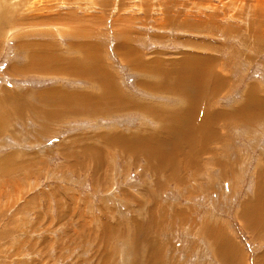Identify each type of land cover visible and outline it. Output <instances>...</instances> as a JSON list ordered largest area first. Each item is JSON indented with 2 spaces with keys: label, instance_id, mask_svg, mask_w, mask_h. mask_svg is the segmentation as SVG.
I'll use <instances>...</instances> for the list:
<instances>
[{
  "label": "rangeland",
  "instance_id": "rangeland-1",
  "mask_svg": "<svg viewBox=\"0 0 264 264\" xmlns=\"http://www.w3.org/2000/svg\"><path fill=\"white\" fill-rule=\"evenodd\" d=\"M141 36L147 60L193 49L184 50L185 65L146 62L128 39ZM188 36L194 46L182 41ZM126 48L135 61L125 58ZM38 49L59 59L54 67L96 63L123 96L169 113L187 106L186 92L191 97L215 79L223 87L225 69L232 89L190 103L195 127L206 109L218 116L216 140L195 152L180 137H162L157 158L171 165L154 169L113 141L155 132L165 119L138 107L67 111L57 97L100 89L94 79L46 72L48 59L29 66ZM203 53L219 58L209 61L205 81L196 73ZM156 68L160 74L146 72ZM167 70L180 92L141 86L167 83ZM135 77L144 93L133 94ZM253 98L264 101V0H0V264L225 263L201 232L204 223L233 241L240 264L242 254L245 264H256L264 226L253 235L238 216L264 162V114L254 116Z\"/></svg>",
  "mask_w": 264,
  "mask_h": 264
},
{
  "label": "bare ground",
  "instance_id": "bare-ground-1",
  "mask_svg": "<svg viewBox=\"0 0 264 264\" xmlns=\"http://www.w3.org/2000/svg\"><path fill=\"white\" fill-rule=\"evenodd\" d=\"M130 50L131 49L126 48L124 50V54H125L124 56H125V58H129L130 60L135 61L136 57L132 58L131 56H129V55H131ZM87 51H89V50H87ZM51 55H52L51 53H49L45 50L38 49L31 56V58L29 60V66L31 65L35 68L39 65L38 64L39 61L40 62L46 61L48 59L47 62L44 64V67L46 68L45 69L46 72H50V73L51 72L55 73L57 71H59L60 73L61 72H64V73L68 72V73H73L74 76H83L84 78L89 79V80L94 79V83L97 84L99 89H100L99 94H92V93L87 94V92H86V93H79V94H69L68 96L61 95V98L57 97L60 100L59 102H61V104L66 107L65 109H67V111H70V109H71V111L72 110L74 111V109H75L76 113L77 112L91 111L92 114H98V113L100 114V113H104L107 110H110V112H114V111L117 112V111L128 110V108H130V107H138V109H136V110L139 111L141 114L149 113V115L155 116V119H158L160 121H161V119H165L164 124H161V127L159 128V130H157L155 132H152L150 134H141V133L128 134V137H130L129 141H126L123 137L120 139H114V141H113V143H115V145H117L125 153L132 152L135 154L140 153V154L144 155L146 160H147L148 165H151V167H153L154 169H159V168L164 169V167L167 164L171 165L170 164V162H171L170 158L168 160V163L167 162L165 163L163 161H159V159L157 158V156L161 152V150L159 149L160 145H158V142L162 139V137H165V138L166 137H180L181 142H185L187 144H190V146H186V147L192 148V149L194 148L195 152H200L201 148L203 147L202 145H204L208 141H212L214 139L211 136H214L216 134V132H214L213 129H214V125H215L216 120H218V118H217L218 116L211 114V112L208 109L205 110V114L202 110L203 113H202L201 119L204 120L203 121L204 123L202 125L200 124L199 127H195L193 124L194 123V120H193L194 116L191 114V110L193 112L194 105L192 106L190 103L192 100L191 98L198 99L203 103H206L205 101L210 100L216 94V92L220 89V87H222V86H220L221 83L219 82V80L215 79L213 81V83H211L209 86H207L203 89H199L197 92L193 93L191 95V97L188 94L189 92H186L185 96L187 98L184 99V103H186L187 106H185V104L183 103V105L185 106L184 109H182L183 111L180 110V111H177L174 113H169V112L161 111L160 109L154 108L152 105H147V104L138 105V104L134 103L133 101L129 100L128 98H126L125 96H123L121 94V92L116 88L115 84L114 85L111 84V82L109 80L110 73L106 70V71H104L103 74H101L99 68L97 69L98 66L96 63H95V65H92L96 69L95 68H92V69L89 68L87 70L84 67H82L80 63H79V65L76 66V68L64 67V66H61V64L54 67L53 65L55 63H53V60L57 61L59 59L54 55L55 57L52 56V58L49 60ZM80 56H79V58H80ZM88 57L90 59L92 58L89 55H88ZM89 58L87 61H89ZM71 61H72V59H71ZM61 62H63V61L61 60ZM47 64H52V65L48 66ZM92 66H90V67H92ZM28 69H30V67ZM39 69H35V71L37 72V70H39ZM160 69L161 68L151 69V70H148L146 72L153 73L156 75V74H160V72H161ZM212 72H213V69L210 65L208 67L203 66V67L196 69V73L198 75H200V77L203 79V81H205L206 76L210 75ZM166 75H167V77H166L167 83H165V84H163V83H158V84L156 83L153 85L142 84L141 86H144L147 88L153 87L151 89L159 90L160 92L163 89L170 91V93H172L176 90H178L180 92L181 90L179 88H175L177 86L170 80V78H169L170 73L168 70L165 73H163V76H166ZM51 98L53 99L52 96H51ZM53 100H55V99H53ZM252 103H253V114H254V116H256V114L257 115L264 114V101L263 100H260L258 98H253ZM53 104H55V102ZM56 105H57V103H56ZM58 106L59 105H57V107ZM189 109H190V113L188 111ZM194 110L197 111V108H195ZM154 111H155V114H153ZM197 112H199V111H197ZM143 116H148V115H143ZM198 120L195 122H198ZM181 121H182V123H180ZM191 121H192V123H191ZM190 123H191V125H190ZM194 128H196V129H194ZM198 135H200L201 137H199ZM218 135H219V133H218ZM126 136L127 135H125L124 137H126ZM114 137H121V136L117 135ZM214 140H216V139H214ZM107 143H111V141H108ZM161 143H163V142H161ZM149 158L153 159V160L150 159L151 163H149ZM263 163H261L262 167L259 170V172H257V174H256L255 180H256V189L257 190H256L255 194H253V197L250 198V200H245L241 204L240 209L238 210V216H241V218L246 221L247 227L249 229H251L252 231L255 230L254 232H256L258 230L257 228L259 226H262V228L264 226L263 225V223H264V165H263ZM175 165H177V164L175 163ZM175 168L177 170L176 166H175ZM144 225H145V223H144ZM144 225L142 226L143 230L144 229L146 230L147 228L144 227ZM202 228H204V227H202ZM138 232H139V230H138ZM142 233H146V232L144 231ZM230 246H231V244H230ZM233 249H235V248L233 247ZM230 250H232V248ZM235 253H234V255H235ZM219 257H220V254H219ZM221 258L223 259V257H221ZM263 258H264V254H261L260 258H259L260 262L262 261ZM224 260H225V258L222 261H224ZM227 260H229V259H227ZM227 260L225 262H228ZM256 260H257V258H256ZM232 264H235V263H232Z\"/></svg>",
  "mask_w": 264,
  "mask_h": 264
},
{
  "label": "crops",
  "instance_id": "crops-1",
  "mask_svg": "<svg viewBox=\"0 0 264 264\" xmlns=\"http://www.w3.org/2000/svg\"><path fill=\"white\" fill-rule=\"evenodd\" d=\"M129 27H130V29H129ZM129 27H127V28H125L126 30H127V32L128 31H132L131 30V26H129ZM131 33V32H130ZM148 34V33H147ZM146 36V35H145ZM129 39V41H131L129 44H130V48H134L135 50H137V52H138V54H140V55H142V58H144V60L146 61V62H149V61H151V62H154L155 60L156 61H158L159 62V60L160 61H162L163 63H165V64H169V63H171V62H176V63H179V62H181L182 63V61L184 62L183 63V65H185L187 62H185L183 59L186 57V55H184L183 53H184V50L186 49V51L187 50H191V49H193V48H185L184 46H179V49H180V51L182 52V53H179V57H170V56H165V54H164V56L163 55H156V56H154L153 57V59H151V60H147V59H145V58H147V57H145L144 55H143V53H144V49H146V48H144V46H147V45H143V43H146V42H143L142 41V36L141 37H139V38H135L134 39V37H129L128 38ZM148 39V37L146 36V40ZM175 40V39H174ZM180 41V40H179ZM182 41L185 43V42H190V43H192V46H194L195 44H196V38L195 37H191V36H188L187 38H184V39H182ZM102 44V43H101ZM155 50L157 51V50H159V49H156L155 48ZM192 55H194L193 53H191V56ZM201 55H204V57L202 56V57H200V56H198L197 58V60L198 61H200V63L202 62H204L203 64H202V67L204 66H209V61H211L212 63H214V62H216V59L218 58V57H215V56H213L212 54H209V53H203V54H201ZM175 59V60H172V59ZM219 59V58H218ZM197 60H195V57H194V62H192L191 64L193 65V66H195V64H196V62H197ZM180 63V64H181ZM159 65V64H158ZM217 66V65H216ZM218 69V68H217ZM219 71H220V74H223L222 76H223V79L224 80H222L223 81V87L219 90V91H221V92H225L226 90H230V89H232L233 88V81L231 82V83H229V81H228V78H227V75H225L224 73V71H225V69L223 70L222 68H219ZM228 72V71H227ZM136 76V75H135ZM138 77H139V75H138ZM136 78V77H135ZM134 78V79H135ZM139 79L140 78H136V82L134 83V88H135V90H134V93L133 94H135V95H138L137 93H144L143 91H141V90H139L137 87H136V84H137V82L139 81ZM250 82H252L251 80H247V83L249 84ZM230 84V85H229ZM253 84H255L254 82H253ZM65 86V85H64ZM224 88V89H223ZM136 92V93H135ZM222 94V93H221ZM225 108H228V106H225ZM245 200H250V199H245ZM181 214L179 213L178 214V217L181 219ZM170 221H172V220H170ZM175 221H177V222H175ZM108 222V225H109V221H107ZM111 222H113V221H111ZM173 222H175V223H178L179 222V224H180V220H177V218H174V220H173ZM104 225L106 226V223L105 224H103V225H101V226H93V225H87L85 222H84V224H83V227H86V229H89V228H91L92 230H100V231H103V229H106L105 227H104ZM202 227H205V229H206V231H202ZM201 227V232H203L204 234H205V236H207L206 238H209V240H211V248H213V249H215L216 251H217V254H220V257H223V259L225 258V260L224 261H226L227 259H229V260H227L228 262H225V263H222V264H226V263H228V264H230L231 262L232 263H234V261H237V264H240L239 262H238V260H237V258H236V254H237V248H236V245L233 243V241H229V242H225L223 239H221L220 238V236H223L224 237V234H223V232H221L220 230L217 232V231H215V230H217V229H215V228H213V227H211V225L209 226V225H207V223L205 224H203V226ZM108 228V227H107ZM247 228V227H246ZM247 230L248 231H250L248 228H247ZM257 230V229H256ZM255 231V230H254ZM251 232L253 235H260V234H256L255 232ZM215 232L217 233L216 235H215ZM257 232V231H256ZM98 233H101V232H98ZM185 237V236H184ZM183 237V238H184ZM235 237V236H234ZM217 240V241H216ZM225 243V244H224ZM229 243V244H228ZM107 244V243H106ZM230 244H231V246H230ZM108 245V244H107ZM233 247L235 248V249H233ZM232 248V250H230ZM263 250L262 251H264V247L262 248ZM227 250V251H226ZM223 251V252H222ZM233 253H232V252ZM261 251V252H262ZM236 252V253H235ZM108 253V252H107ZM231 253V254H230ZM234 253H235V255H234ZM258 254V253H257ZM262 254H264V253H262ZM223 255V256H222ZM259 255V254H258ZM257 255V256H258ZM261 255V254H260ZM260 255L258 256V257H256L257 258V260H256V258H255V262H256V264H259V262L258 261H260L259 260V258H260ZM219 257V258H220ZM243 254H242V256H241V259H242V261H243V263L242 264H245L244 263V260H243ZM220 260H222V258L220 259ZM103 264H110V263H107V262H104ZM215 264H219L218 262L217 263H215ZM264 264V263H263Z\"/></svg>",
  "mask_w": 264,
  "mask_h": 264
}]
</instances>
